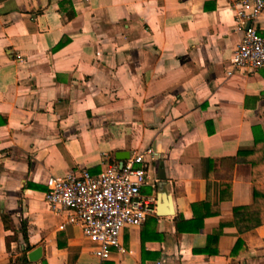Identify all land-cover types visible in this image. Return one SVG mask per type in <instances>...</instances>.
<instances>
[{"label":"crops","instance_id":"crops-1","mask_svg":"<svg viewBox=\"0 0 264 264\" xmlns=\"http://www.w3.org/2000/svg\"><path fill=\"white\" fill-rule=\"evenodd\" d=\"M235 1L0 0V264H264V68L226 75ZM147 149L154 211L101 260L46 181Z\"/></svg>","mask_w":264,"mask_h":264},{"label":"built area","instance_id":"built-area-1","mask_svg":"<svg viewBox=\"0 0 264 264\" xmlns=\"http://www.w3.org/2000/svg\"><path fill=\"white\" fill-rule=\"evenodd\" d=\"M235 23L242 37L233 51L226 75L255 73L264 68V38L256 22L264 11V0H237ZM147 149L134 154L125 164L107 163L97 175L73 170L64 176L49 177L44 196L49 210L65 215L60 226L79 227L84 239L95 245L94 254L107 260L113 250L124 253L120 234L125 228L140 227L154 211L155 199L141 195L147 183Z\"/></svg>","mask_w":264,"mask_h":264},{"label":"trees","instance_id":"trees-1","mask_svg":"<svg viewBox=\"0 0 264 264\" xmlns=\"http://www.w3.org/2000/svg\"><path fill=\"white\" fill-rule=\"evenodd\" d=\"M238 161V159H235V160H232L231 161V163L234 165L236 162ZM256 192H257V190H256V188H255V190H254V196H256ZM236 211H238V210H235V212ZM3 221H4V223H5V225H6V227L7 228H10L12 231H13V236L11 237V238H7L6 239V246H7V248H9V244H10V242H12V241H16L17 240V232L15 231V229L12 227V226H9L8 225V217L7 216H5V215H3ZM202 222V221H201ZM23 238H24V240H25V238H26V235L24 234V236H23ZM30 249V247H27L26 248V251H28ZM25 263H27V259L25 258L24 260H23Z\"/></svg>","mask_w":264,"mask_h":264},{"label":"water","instance_id":"water-1","mask_svg":"<svg viewBox=\"0 0 264 264\" xmlns=\"http://www.w3.org/2000/svg\"><path fill=\"white\" fill-rule=\"evenodd\" d=\"M167 200V203L170 205V199L169 197L166 198ZM157 212L159 215H162L163 214V211H161L159 205H157ZM41 257V248H37L35 249L34 251L30 252L28 254V260L29 262L31 263H34V262H37Z\"/></svg>","mask_w":264,"mask_h":264}]
</instances>
